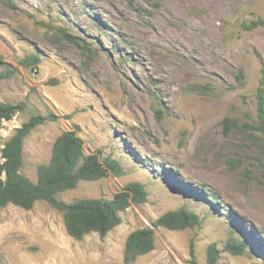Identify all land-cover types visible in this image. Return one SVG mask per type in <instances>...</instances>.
Here are the masks:
<instances>
[{
	"label": "rangeland",
	"instance_id": "obj_1",
	"mask_svg": "<svg viewBox=\"0 0 264 264\" xmlns=\"http://www.w3.org/2000/svg\"><path fill=\"white\" fill-rule=\"evenodd\" d=\"M259 18L264 0H0V101L25 103L23 122L58 116L27 135L22 173L36 181L56 137L77 125L86 153L123 172L58 199L112 198L134 180L148 191L107 235L82 239L47 201L0 207V264H123L128 234L181 206L201 222L154 227L156 247L134 264L193 254L207 264L211 244L216 264H264V138L245 126L256 116L264 26L242 25ZM33 54L37 72L22 63ZM243 238L238 253L226 247Z\"/></svg>",
	"mask_w": 264,
	"mask_h": 264
},
{
	"label": "trees",
	"instance_id": "obj_2",
	"mask_svg": "<svg viewBox=\"0 0 264 264\" xmlns=\"http://www.w3.org/2000/svg\"><path fill=\"white\" fill-rule=\"evenodd\" d=\"M242 25L247 29L264 26V18ZM63 33L69 38L74 37L66 31ZM261 60V77L256 93V116L251 118V122H245V126L252 129L253 135L264 138V60ZM37 61L38 56L33 54L22 63L30 65L31 69L37 72L39 70ZM24 108L25 103L0 101V124L2 117L10 116ZM157 116L163 117L162 109L157 110ZM57 117L54 113L32 115L6 143L3 150L4 161L0 164V207L14 204L31 209L38 200H44L63 212L67 232L74 238L82 239L93 232L105 236L123 221V212L131 204H141L147 201L148 191L142 182L134 180L126 183L112 198L83 197L72 202L58 199L59 192L75 188L82 180H98L109 173L119 175L123 172L119 160L111 156L102 160L98 152L86 153L85 140L79 135L77 125L62 131L56 137L50 160L38 165L36 181L23 174L21 169L27 135L37 125ZM229 123L232 126L231 120L226 119L225 124ZM191 193L197 195L200 192L191 189ZM205 195L208 200L213 199L209 193L203 194L202 192V196ZM208 203L212 202L208 201ZM211 206L216 207L214 204ZM200 222L199 214L186 206L168 210L153 221V226L140 227L128 234L123 264H134L139 256L149 253L156 247L154 227L164 226L177 230L194 227ZM247 242L249 243L248 238L235 242L229 241L226 247L238 253ZM208 251L207 264H216L218 254L216 245L211 244ZM175 264H196V259L193 254L190 261Z\"/></svg>",
	"mask_w": 264,
	"mask_h": 264
},
{
	"label": "built area",
	"instance_id": "obj_3",
	"mask_svg": "<svg viewBox=\"0 0 264 264\" xmlns=\"http://www.w3.org/2000/svg\"><path fill=\"white\" fill-rule=\"evenodd\" d=\"M35 72V71H34ZM23 120L21 118L20 110L12 113L10 116H4L1 118L0 124V164L4 161V148L8 140L14 135V133L22 127Z\"/></svg>",
	"mask_w": 264,
	"mask_h": 264
}]
</instances>
